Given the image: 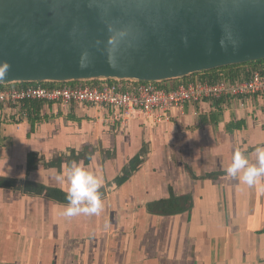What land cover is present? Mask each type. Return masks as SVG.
<instances>
[{
	"label": "crops",
	"instance_id": "1",
	"mask_svg": "<svg viewBox=\"0 0 264 264\" xmlns=\"http://www.w3.org/2000/svg\"><path fill=\"white\" fill-rule=\"evenodd\" d=\"M20 111L0 108V177L66 194L64 166L83 162L103 176V207L65 217L67 202L0 186V264H264V180L225 174L235 150L255 162L264 144V95L135 111L124 123L84 103L44 102L34 123Z\"/></svg>",
	"mask_w": 264,
	"mask_h": 264
},
{
	"label": "water",
	"instance_id": "2",
	"mask_svg": "<svg viewBox=\"0 0 264 264\" xmlns=\"http://www.w3.org/2000/svg\"><path fill=\"white\" fill-rule=\"evenodd\" d=\"M262 59L264 0H0L4 85L158 83Z\"/></svg>",
	"mask_w": 264,
	"mask_h": 264
},
{
	"label": "built area",
	"instance_id": "3",
	"mask_svg": "<svg viewBox=\"0 0 264 264\" xmlns=\"http://www.w3.org/2000/svg\"><path fill=\"white\" fill-rule=\"evenodd\" d=\"M97 81L94 85L80 83L74 86L63 84L57 87L29 85L0 88V108L8 109L27 99L54 102L62 106L84 103L106 110L109 113L107 119H121L124 123L135 111L146 116H166L174 108L203 99L224 95L246 99L253 95H264V72L260 70H253L247 79L234 83L219 81L209 84L191 81L169 90L157 86L155 82L105 79ZM16 115L18 118H26L24 111Z\"/></svg>",
	"mask_w": 264,
	"mask_h": 264
},
{
	"label": "clouds",
	"instance_id": "4",
	"mask_svg": "<svg viewBox=\"0 0 264 264\" xmlns=\"http://www.w3.org/2000/svg\"><path fill=\"white\" fill-rule=\"evenodd\" d=\"M120 36L124 33L120 32ZM81 67H87L81 64ZM9 70L7 62H0V79ZM246 149L234 151L230 163L225 168L229 178L238 179L241 184L253 187L264 180V144L255 147V162L244 154ZM91 160L92 157H89ZM61 180L66 184L67 204L63 206L62 216L98 215L103 207L100 189L104 179L97 171L83 162L71 161L64 166Z\"/></svg>",
	"mask_w": 264,
	"mask_h": 264
},
{
	"label": "trees",
	"instance_id": "5",
	"mask_svg": "<svg viewBox=\"0 0 264 264\" xmlns=\"http://www.w3.org/2000/svg\"><path fill=\"white\" fill-rule=\"evenodd\" d=\"M253 70H260L264 72V59L262 60H257V61H251L247 63H242V64H236V65H228V66H223L207 71H201L197 73H193L189 76L183 77L181 79H173V80H167V81H162L156 83L157 86L164 88V89H172L178 86L179 84H186L188 83V77H197L198 81L201 82H207L209 84H215L219 81H225L227 83H234L236 81L240 80H245L249 77L250 73ZM190 81V80H189ZM192 81H194L192 79ZM191 82V81H190ZM88 84V85H94L98 83L97 80H90V81H71V82H66V83H56V82H42V83H15L11 85H4L0 84V88H6V87H19V86H36V85H41L45 87H57L60 85H69V86H74L77 84ZM225 97H230V96H221L218 98H211L209 99L214 105L219 104L220 102L223 101ZM45 101L38 100V99H33V100H22L20 102V110H23L26 112V118L29 122L34 123L35 121L41 120L40 118V110L43 106ZM239 122H235L232 125L235 127H239ZM33 125V124H32ZM32 159L33 155H30L29 158V168L35 167L32 165ZM88 161L87 158L84 159ZM138 159H132L129 163L128 166H126L123 170V174L120 175L119 177L116 178V183L121 184L124 182L130 174L136 169V164L138 163ZM0 186L4 187H9L15 190H21L24 193L28 194H44L47 197H50L51 199H54L59 202H67L66 200V194L62 192L61 190L54 189V188H48L43 185L30 182V181H25L22 186L18 185L16 186L15 182L13 180L7 179V178H1L0 177ZM159 205V204H158ZM171 210L170 208H164L162 210H159L160 212L167 213Z\"/></svg>",
	"mask_w": 264,
	"mask_h": 264
}]
</instances>
